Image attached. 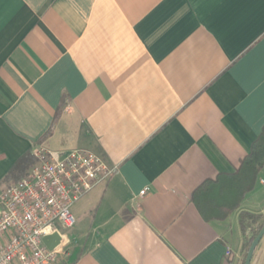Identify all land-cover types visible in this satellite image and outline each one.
<instances>
[{
  "label": "crops",
  "instance_id": "obj_1",
  "mask_svg": "<svg viewBox=\"0 0 264 264\" xmlns=\"http://www.w3.org/2000/svg\"><path fill=\"white\" fill-rule=\"evenodd\" d=\"M263 131L264 0H0V195L38 146L116 168L56 264H242L230 221L264 216V167L225 220L192 196Z\"/></svg>",
  "mask_w": 264,
  "mask_h": 264
},
{
  "label": "built area",
  "instance_id": "obj_2",
  "mask_svg": "<svg viewBox=\"0 0 264 264\" xmlns=\"http://www.w3.org/2000/svg\"><path fill=\"white\" fill-rule=\"evenodd\" d=\"M33 157L32 170L0 195V264H56L67 246L58 226L74 229L72 208L116 170L86 148L51 151L38 146ZM56 233L61 244L49 250L44 238ZM226 258H232L230 250Z\"/></svg>",
  "mask_w": 264,
  "mask_h": 264
},
{
  "label": "trees",
  "instance_id": "obj_3",
  "mask_svg": "<svg viewBox=\"0 0 264 264\" xmlns=\"http://www.w3.org/2000/svg\"><path fill=\"white\" fill-rule=\"evenodd\" d=\"M22 163L19 162V165ZM35 163L36 160L34 158L30 171L35 166ZM263 167L264 131L253 144L251 152L243 160L240 168L234 175L219 176L216 180L206 181L194 192L192 200L203 218L208 222L225 220L231 213L239 209L246 194L253 191L258 175ZM226 198L230 199L231 202L225 203ZM220 199L221 202H219ZM239 224L244 237V264L251 244L264 227V216L242 213Z\"/></svg>",
  "mask_w": 264,
  "mask_h": 264
},
{
  "label": "water",
  "instance_id": "obj_4",
  "mask_svg": "<svg viewBox=\"0 0 264 264\" xmlns=\"http://www.w3.org/2000/svg\"><path fill=\"white\" fill-rule=\"evenodd\" d=\"M263 237H264V227L261 230V232L258 234V236L255 238L253 243L251 244L244 264H252L255 251L258 245L260 244L261 240L263 239ZM61 241H62V237L58 233L44 238V244L49 250H54L56 247H58L61 244Z\"/></svg>",
  "mask_w": 264,
  "mask_h": 264
},
{
  "label": "rangeland",
  "instance_id": "obj_5",
  "mask_svg": "<svg viewBox=\"0 0 264 264\" xmlns=\"http://www.w3.org/2000/svg\"><path fill=\"white\" fill-rule=\"evenodd\" d=\"M259 181H260V178H259ZM72 213H73V215L75 214L74 208H72ZM230 223L232 225V236H231V239H232V241H233V243L235 245H238L239 242L242 240V235H241V232H240L239 222H238V220L235 217H232ZM58 230H59V232L61 234L65 235L67 238L73 239V236L75 234H77V232L79 230L78 221H77V224H76L75 228L72 229V230H65L64 227L61 226V225L58 226ZM244 258H245V256L243 257V260H244ZM242 264H243V262H242Z\"/></svg>",
  "mask_w": 264,
  "mask_h": 264
}]
</instances>
